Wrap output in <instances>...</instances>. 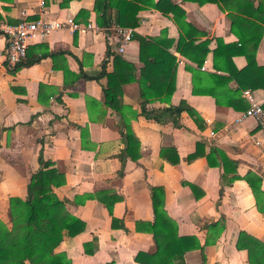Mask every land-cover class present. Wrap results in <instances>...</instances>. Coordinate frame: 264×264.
Instances as JSON below:
<instances>
[{
  "label": "crops",
  "instance_id": "0c3cea01",
  "mask_svg": "<svg viewBox=\"0 0 264 264\" xmlns=\"http://www.w3.org/2000/svg\"><path fill=\"white\" fill-rule=\"evenodd\" d=\"M39 1L0 0V24L16 23L20 11L24 10L34 18L64 21L70 17L80 25L86 22L97 25L93 0H71L66 7L59 6L61 0H43V6ZM169 1L183 10L182 26L193 36V43L186 49L188 55L200 57L206 53L200 66L177 51V40L182 32L170 12L153 8L139 10L137 25L132 29L137 35L154 37L157 46L175 56L170 104L176 106L183 101L193 108L203 120L201 130L185 111L171 114L165 110L169 104L156 99L145 103L140 112L142 100L136 81L120 86L113 108L104 104L102 89L106 78L92 77L102 68L105 72L113 70L114 54L133 64L132 73L138 75L142 64L134 38L125 44L122 52L107 54L101 29L104 26L97 25V31L53 30L40 41H29L26 49L32 53V46L41 45L40 48L53 52L55 57L46 55L37 63L9 73L4 60L5 41L0 34V220L9 215L8 197L25 195V185L30 173L38 167L40 154L43 160L63 172L65 183L53 191L66 200L68 211L85 223L82 232L73 237L63 235L55 248V252L65 253L69 264H139L134 261L138 250L152 252L151 235L135 229L136 221L152 220L150 186L163 188L164 209L175 220L177 235H191L199 245L205 239L212 240L207 225L221 217L224 219L222 232L213 244L203 248L206 264H247L245 251L234 247L239 230L264 240V216L255 208L251 191L240 178L250 170L261 176L264 190V135L253 119L236 120L242 110L217 105L209 95L192 93V87L201 92L214 88L222 95L235 86L234 81L221 84L217 89L212 86L208 74L226 75L213 68L212 51L216 40L235 44V50H246L247 46L241 49L237 37H246L252 30L250 27L246 30L247 22L262 23L251 16H261L253 8L260 0H249L250 6L238 5L250 16H239L244 17V21H237L234 33L230 31V18L223 8L224 3L237 5L234 1L225 0L223 4L220 1L218 4ZM79 9L88 11L84 22L81 17L75 20ZM111 25L114 23L106 26ZM199 44L200 49L195 52L193 47ZM255 62L264 66V28L255 50ZM245 64L243 52L231 57L233 67L230 68L240 69ZM63 68H66L65 74ZM39 83L43 86L37 96ZM245 90L264 108L262 89L247 87ZM123 118L129 120L138 141L132 143L133 154H138L136 160L127 155L122 160L118 158L126 145ZM79 126L87 127L88 135L82 140ZM196 142L203 144L204 153L211 147L220 149L231 161L224 166L227 172L223 173L220 165L209 166L204 156L186 162L184 157L194 151ZM160 148H173L178 163L171 164L166 157H161ZM166 154L173 158L170 151ZM215 160L220 161L217 156ZM234 174L239 178L230 181ZM184 183L195 188L191 190ZM103 189H112L122 196L111 209V216L120 221L121 227H117L119 222L116 221L115 226H110V216L96 199H85L82 204L75 202L77 196ZM84 243L87 244L83 246ZM183 264H201L199 249L186 251Z\"/></svg>",
  "mask_w": 264,
  "mask_h": 264
},
{
  "label": "trees",
  "instance_id": "16d2710c",
  "mask_svg": "<svg viewBox=\"0 0 264 264\" xmlns=\"http://www.w3.org/2000/svg\"><path fill=\"white\" fill-rule=\"evenodd\" d=\"M70 1L61 0L59 6L66 7ZM192 1L198 4L204 2L218 4L219 1L223 4L225 2V0ZM231 1H234L237 5L228 6L224 3L225 6L223 5V8L227 10V16L230 18V31L234 33L237 21H244V17L239 16H245L244 14L250 16L249 12H243V8H239L238 5L250 6L251 2L249 0ZM165 5L166 8H163ZM146 8H153L163 13L170 12L172 14L177 27L182 32L177 40V51L180 55L200 66L206 53L204 52L200 57H192L186 52V49L193 43V36L182 26L184 12L178 5L171 3L169 0H93L92 6L97 25L105 26L114 23L130 28L137 25V12ZM220 8L222 9V7ZM253 8L261 16H255V14H251V16L262 20V23L247 22L246 30L249 27L252 30L246 37H237V42L241 45V49L246 46L248 48L246 47L244 51L235 50V44H223L220 40H216V47L212 51L213 68L226 73V75L208 74L209 80L212 81V86L217 89L218 86L229 81H234L235 86L226 89L222 95L216 92L214 88L201 92L192 87L193 94H206L211 96L213 102L217 105L228 106L234 110H244L248 107V103L242 96V90L248 87L249 89L259 88L264 92V66H259L255 62V50L264 28V0H260L257 6ZM87 14V10L79 9L75 15V20L81 17L84 22ZM29 18L34 17L29 16ZM132 38L138 43V60L142 64L138 75L132 73L135 71L133 64L124 62L119 55L114 54L113 70L105 72L104 68H102L97 76L92 77L93 79H99L101 76L106 78L105 87L102 89L104 104L113 108L115 99L120 95V86L125 82L136 81L139 88V96L142 100L140 112L143 111L145 103L156 99L169 104L165 110L171 114L179 115L180 112L185 111L197 129L201 130L203 128V120L193 108L183 101H180L176 106L170 104V96L174 89L175 56L157 46L154 37H144L132 32ZM185 38H187V41H185ZM204 41L207 43L206 40ZM203 43L201 45H204ZM201 45L194 46V51H198ZM32 47L34 53H30L26 49L22 59L13 65L9 66L7 64L9 73H14L22 67L37 63L46 55L51 58L55 57L53 52L40 48L42 47L41 45ZM239 52H243L246 64L240 69L230 68L233 67L230 65L231 57L234 53ZM58 53L63 54V52ZM120 65L127 67H120ZM62 71L65 74L66 68H63ZM74 78L77 79V75ZM42 86L43 84L39 83L37 96ZM78 128L80 130V139L82 140L88 135L87 127L79 126ZM122 133L126 145L123 155H118V158L122 160L127 155L136 160L138 154H133L132 143L137 144L138 141L133 134L129 120L126 118L122 120ZM167 151H170L173 158L167 156ZM159 155L166 157L171 164L179 161L173 148H160ZM198 156H204L209 166L220 165L223 173L227 172L224 167L227 161L231 162L216 147H211L207 153H204L203 144L200 142L195 143L194 151L185 156L184 160L190 162ZM216 156L220 159L219 163L215 160ZM37 162V169L30 173L25 185V195L23 197H8L10 226L0 220V264H69L70 260L65 253L55 252V248L61 242L63 235L73 237L84 230V221L68 211L66 200L59 198L53 191V188L65 183L63 172L52 167L50 161L43 160L40 154L37 156ZM232 172H235V170L233 169ZM118 174L120 175V171H118ZM234 178H239V176L234 174L230 181ZM240 178L249 187L255 201V208L264 216V190L261 188V176L249 170ZM184 184L191 190L195 188L190 183ZM149 191L152 220L150 222L136 221L135 229L137 231L143 230L151 235L154 250L150 253L138 250L135 253L134 261L139 264H183V254L186 251L199 249L201 264H206L203 248L207 244H213L217 236L222 232L224 219L221 217L214 223L207 225V228L211 231L212 240L205 239L204 243L199 245L198 241L191 235H177L176 222L167 215L164 209L163 188L150 186ZM92 198L105 207L107 214L110 216V226H115L114 222L116 221L117 223L119 222L117 227H121L120 221L111 216V209L115 202L122 200V196L117 195L112 189H103L94 193L82 194L74 199L77 204H82L85 199ZM86 244L84 243L83 246ZM234 247L237 250L245 251L247 264H264V240H259L244 230H239L236 234Z\"/></svg>",
  "mask_w": 264,
  "mask_h": 264
},
{
  "label": "built area",
  "instance_id": "2783aa9c",
  "mask_svg": "<svg viewBox=\"0 0 264 264\" xmlns=\"http://www.w3.org/2000/svg\"><path fill=\"white\" fill-rule=\"evenodd\" d=\"M43 0L39 1V5L43 6ZM68 28L71 31L78 30H93L99 28L96 24L86 22L80 25L75 23L72 18L68 17L64 21L53 19L29 18V14L21 10L19 20L16 23L0 24V34L3 35L5 41L4 60L13 65L22 59L25 55L29 41H40L50 31ZM104 31L107 54L112 52H122L125 44L131 39L133 29L123 27L117 24L104 26L101 28ZM115 37H118L115 39ZM118 39V40H117ZM117 40V41H116ZM200 68H203L202 66ZM242 96L248 103V107L240 111L236 117L237 121L245 118H251L255 121L258 130L264 135V108L260 103L255 102L250 91L243 90Z\"/></svg>",
  "mask_w": 264,
  "mask_h": 264
},
{
  "label": "rangeland",
  "instance_id": "374dc122",
  "mask_svg": "<svg viewBox=\"0 0 264 264\" xmlns=\"http://www.w3.org/2000/svg\"><path fill=\"white\" fill-rule=\"evenodd\" d=\"M3 223H5L7 226H10L9 215H8V217H6L5 220H3Z\"/></svg>",
  "mask_w": 264,
  "mask_h": 264
}]
</instances>
